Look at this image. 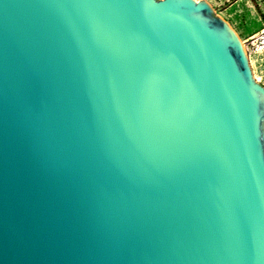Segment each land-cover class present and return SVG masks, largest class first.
Here are the masks:
<instances>
[{"label": "water", "instance_id": "water-1", "mask_svg": "<svg viewBox=\"0 0 264 264\" xmlns=\"http://www.w3.org/2000/svg\"><path fill=\"white\" fill-rule=\"evenodd\" d=\"M0 264H264V86L206 0H0Z\"/></svg>", "mask_w": 264, "mask_h": 264}, {"label": "rangeland", "instance_id": "rangeland-1", "mask_svg": "<svg viewBox=\"0 0 264 264\" xmlns=\"http://www.w3.org/2000/svg\"><path fill=\"white\" fill-rule=\"evenodd\" d=\"M224 5L216 6V12L220 13V17L228 22L239 35L240 39L247 38L257 34L264 28V0H243L241 4L234 6L239 0H222ZM231 11L225 12L227 8ZM233 9V10H232ZM253 57H257L252 55ZM258 58L256 72L263 79L259 83H264V67L261 66ZM256 79V78H255Z\"/></svg>", "mask_w": 264, "mask_h": 264}, {"label": "built area", "instance_id": "built-area-1", "mask_svg": "<svg viewBox=\"0 0 264 264\" xmlns=\"http://www.w3.org/2000/svg\"><path fill=\"white\" fill-rule=\"evenodd\" d=\"M201 1V0H196ZM208 1L213 8L216 10V6L218 5V1H220L219 5H224L225 2L222 0H206ZM243 45L246 49L248 57L250 58L252 55H255L259 58L261 62V66L264 67V28L258 32L257 34L243 40ZM264 86V83H261Z\"/></svg>", "mask_w": 264, "mask_h": 264}, {"label": "bare ground", "instance_id": "bare-ground-1", "mask_svg": "<svg viewBox=\"0 0 264 264\" xmlns=\"http://www.w3.org/2000/svg\"><path fill=\"white\" fill-rule=\"evenodd\" d=\"M242 2H243V0H239L237 3L234 4V6H236L238 4H241ZM229 11H231V8L230 7L225 10V12H229ZM216 13L218 14V12H216ZM218 15H220V13ZM241 40L243 41V39H241ZM249 61H250V65H251V68H252L254 77L256 78L257 81L261 82V80L263 78L261 76H259L257 74V72H256V67H257V64H258V57L251 56L249 58Z\"/></svg>", "mask_w": 264, "mask_h": 264}]
</instances>
